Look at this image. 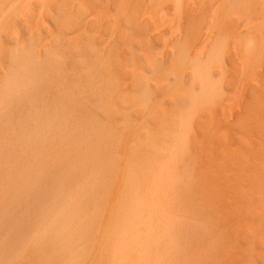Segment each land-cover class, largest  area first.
Returning <instances> with one entry per match:
<instances>
[{
	"label": "rangeland",
	"instance_id": "374dc122",
	"mask_svg": "<svg viewBox=\"0 0 264 264\" xmlns=\"http://www.w3.org/2000/svg\"><path fill=\"white\" fill-rule=\"evenodd\" d=\"M24 48L43 66L34 69L55 65L45 75L37 71L38 79L31 76L23 87L29 94L20 90L26 99L17 94L21 102L1 96L8 103L0 101V222L9 224H0V264H264V0H0L1 88L12 74L11 56L21 59ZM49 55L54 61L46 65ZM36 84L40 95L32 94ZM29 112L39 123L58 114L68 123L59 117L55 123L76 137L18 149V126L37 118ZM34 122L33 130L25 125L22 132L34 131ZM79 136H89L91 144L83 143L93 153L77 151ZM75 157L92 161L83 165ZM66 159L78 160L73 163L81 171L69 175ZM81 168L84 176L93 171L100 187L89 200L82 198L87 226L61 246V255L50 241L36 248L32 234L42 213L61 181L67 188V181L78 182ZM167 225L174 230L171 239L145 240L170 231ZM162 247L168 250L164 258Z\"/></svg>",
	"mask_w": 264,
	"mask_h": 264
},
{
	"label": "bare ground",
	"instance_id": "6f19581e",
	"mask_svg": "<svg viewBox=\"0 0 264 264\" xmlns=\"http://www.w3.org/2000/svg\"><path fill=\"white\" fill-rule=\"evenodd\" d=\"M21 6V5H20ZM29 46V45H28ZM28 46H25V47H28ZM30 47V46H29ZM25 49V48H24ZM27 49H25V51H26ZM32 50V49H31ZM21 51V50H20ZM20 51H19V53H20ZM28 52H25L26 54L25 55H23L22 54V52H21V54H20V58L21 59H19L17 56L16 57H14V55L13 56H11V62H12V74L11 75H6V77L7 78H5L4 80H5V82H3L2 81V83H4V87H0L1 88V91H2V89H6L5 91H8V93L6 92L5 94H7V96L3 93V92H5V91H3L2 93H0V94H4V95H0V98L2 99H0V101H2V104H4V101L6 100L7 101V99H8V101L11 99V100H13L14 99V97L13 96H16V100L15 101H20L21 102V100L20 99H17L18 97H17V94H19V92H20V95L23 93H21V91L20 90H22V91H24L25 92V89H27L28 90V87L27 88H23L24 86L26 87V86H28L31 82H33L32 81V79H33V77H31V76H34V75H37L36 77H35V79H38V74L40 73H38L37 71H43L46 67H44V69L43 70H41L42 68H40L39 69V67H41L40 66V64H39V60H35L36 61V64H37V61H38V64H39V67H36V68H38L39 70H36V69H34L35 68V66H38V64L37 65H35L32 61H34V59H35V57H33L34 59L32 60V57H31V55L33 54V51H32V53H29L30 51H29V48H28V50H27ZM11 52H14V51H11ZM18 52V51H17ZM24 52V51H23ZM11 54H13V53H11ZM17 54V53H16ZM15 54V55H16ZM8 54H6V56H7ZM9 55H8V57H10ZM35 56V55H34ZM53 56V55H52ZM51 55H49V56H47L46 58L48 59H45L44 61L46 62V63H48L49 62V60H50V62H51V57H52ZM7 58V57H6ZM54 59L56 58L55 56L53 57ZM184 58V57H183ZM10 59H8V60H10ZM7 60V59H6ZM47 60V61H46ZM56 60V59H55ZM42 62H44L43 60H41ZM54 60H52V62H53ZM4 62V61H3ZM8 62V61H7ZM42 62H40L41 64H42ZM45 62H44V66H45ZM49 62V64H46V65H50L51 63ZM63 62H65L64 60H63ZM102 62V61H101ZM9 63H10V61H9ZM54 63H55V61H54ZM54 63H52V66H54L55 64ZM34 64V65H33ZM96 64V63H95ZM10 65V64H9ZM33 65V66H32ZM51 65L50 66H47V67H52ZM84 66V65H83ZM6 67V65L4 66V68ZM43 67V66H42ZM9 68V67H8ZM8 68H7V70H8ZM49 68H47V69H49ZM53 68V67H52ZM6 69V68H5ZM47 69H45L46 71H47ZM35 70H36V73H35ZM45 70L43 71V75H45ZM51 71V70H50ZM63 71H64V69H63ZM9 72V71H8ZM54 72V71H53ZM5 74H6V72H5ZM41 75H42V73H41ZM40 75V76H41ZM42 75V76H43ZM52 75V74H51ZM39 76V78H43V77H40ZM62 77V76H61ZM44 78H46V80L48 81V79H47V76L45 77L44 76ZM42 81H43V79H41ZM58 80V79H57ZM40 81V80H39ZM45 81V80H44ZM43 81V82H44ZM36 82H38V80H36ZM61 82V81H60ZM39 83V82H38ZM40 83H41V81H40ZM45 83V82H44ZM90 83V82H89ZM32 84H34V83H32ZM62 84V83H61ZM47 85V84H46ZM30 86V85H29ZM33 86H35V85H33ZM33 86H31V88H33ZM39 87V85H37L36 84V86L35 87ZM41 86V85H40ZM35 87H34V89H35ZM38 87L34 90V92L32 93L33 95H34V93H36L37 91V89H38ZM42 87H43V84H42ZM85 87V86H84ZM31 88H30V92H32L33 91V89L31 90ZM42 89V88H41ZM64 90V89H63ZM71 90V89H70ZM75 90V89H74ZM79 91V90H78ZM25 93H27V94H29V92H25ZM25 93H23L25 96L27 95V94H25ZM53 93H55V92H53ZM76 93V92H75ZM9 94V95H8ZM37 94H39L38 92H37ZM73 94V93H72ZM10 95H12V97H10ZM32 95V96H33ZM36 95V94H35ZM40 95V94H39ZM46 95V94H45ZM54 95V94H53ZM57 95V94H56ZM60 95V94H59ZM1 96H4L5 97V100L3 101V99H4V97L2 98ZM25 96H23V95H21V97H23V99H26V98H24ZM52 96V95H51ZM67 96V95H66ZM28 97H29V95H28ZM34 97V96H33ZM37 97V96H36ZM40 97V96H39ZM38 97V98H39ZM53 97H55V96H53ZM20 98V97H19ZM44 98V97H43ZM48 98V97H47ZM52 98V97H51ZM68 98V97H67ZM81 98V97H80ZM50 99V98H49ZM59 99V98H58ZM83 99H84V97H83ZM10 100V104H11V101ZM34 100V101H33ZM35 100H36V98L34 97V99H32L31 98V101L32 102H35ZM40 100V99H39ZM50 100H53V99H50ZM54 100H55V98H54ZM62 100V99H61ZM63 100H65V99H63ZM100 100V99H99ZM6 101H5V103H6ZM38 101V100H37ZM42 101V100H41ZM56 101V100H55ZM71 101V100H70ZM74 101V100H73ZM101 101V100H100ZM32 102H30L29 101V103H32ZM47 102H48V100H47ZM51 102H53V101H51ZM65 102H68V101H64V102H62L61 101V103H64V105L66 106V104H65ZM97 102V101H96ZM102 102V101H101ZM8 103V102H7ZM6 103V104H7ZM26 103V102H25ZM28 103V104H29ZM38 102H36V105H34V107L36 106V107H38V104H37ZM60 103V104H61ZM72 103V102H71ZM76 103H77V101H76ZM33 104V103H32ZM45 104H46V102H45ZM49 104H51V103H49ZM54 104V103H53ZM75 104V103H74ZM81 104V103H80ZM20 105H22V104H20ZM84 105V104H83ZM9 104H8V108H9ZM23 106H25V109H26V106L27 105H23ZM29 106V105H28ZM41 106V105H40ZM38 107L37 109L39 110H41V108L42 107ZM54 106V105H53ZM53 106H50V107H53ZM59 106V105H58ZM62 106H63V104H62ZM61 106V107H62ZM72 106V105H71ZM81 106V105H80ZM3 107H6V106H3ZM34 107L33 108H31V106L29 107V108H31V110H33V112H34ZM36 107H35V109H36ZM45 108H47L48 109V107L45 105L44 106ZM60 107V108H61ZM7 107H6V109H8ZM60 108H59V110H60ZM72 108V107H71ZM78 108V107H77ZM6 109H5V112H6ZM11 109H13V108H11ZM17 109V108H16ZM25 109L23 110L24 111V114H25ZM44 110V108L42 109V110H44L45 112H50L51 111V109L49 110ZM56 109V108H55ZM53 110L52 112H54L55 111V113L56 112H58L60 115H63L62 113H60L59 112V110ZM26 110H28V109H26ZM38 110H35L36 112L38 111ZM63 110V109H62ZM70 110V109H69ZM4 111V110H3ZM66 111V110H65ZM76 111V110H75ZM79 111H80V109H79ZM4 112V113H5ZM18 112V111H17ZM45 112H41V111H39V112H37V113H39V114H41V113H45ZM67 112H69V111H67ZM3 113V112H2ZM13 113V112H12ZM29 113H31L32 115H34V116H32L31 114H29V115H31V116H29V118L30 117H35V115L37 116V114H34V113H32V112H29ZM76 113V112H75ZM77 113H78V111H77ZM76 113V114H77ZM92 113H94V112H92ZM96 113V112H95ZM50 114H51V112H50ZM53 115H50L49 116V118L47 117L46 118V120L45 121H43L42 123H39V121H38V116H37V118L35 119V118H31L32 120H34V121H32L31 119L28 121L29 123L31 122L32 124L31 125H33V122L34 123H36V121H38V123H36V125L38 124V126H36L35 124V126H33V127H36V128H34L35 130L34 131H32V132H30L29 130H33V128L31 129V127L29 126V125H27V124H29L27 121V123L25 124V121L24 122H22V124L24 123L25 125H27V126H29V130L27 131V132H22V131H24L25 130V128H24V126L25 125H20L21 124V122H19V125L20 126H22L21 128H20V126H18L19 128L18 129H22L21 130V133H15L16 134V138H15V140H16V142H18V149H26V148H28L29 146H34V145H36L38 142L37 141H39V142H41L42 144L41 145H44L43 147H48V145L47 146H45L46 145V142L47 143H49V141H50V145H51V147L53 146V144L55 143V140L53 141V139L52 138H55V137H57V138H66V137H68V128L67 129H64V127H65V125H63L62 123H61V126L59 125H57L56 123H58L59 121H62L63 122V118H67V115H66V113H65V117H64V115H63V118H61L60 116H58L59 117V120H58V117H57V115L58 114H56L55 116H54V113H52ZM68 114V113H67ZM69 114H70V112H69ZM68 114V115H69ZM43 115H45V114H43ZM70 115H72V114H70ZM86 115H90V114H88V112H87V114ZM8 116V115H7ZM13 116V115H12ZM22 116H24V115H22ZM47 116V115H46ZM46 116H41V117H46ZM72 116H74V114L72 115ZM72 116H70V117H72ZM97 116V115H96ZM11 117V116H10ZM40 117V116H39ZM41 117L39 118V119H41ZM57 117V118H56ZM69 117V116H68ZM69 117V118H70ZM83 117V116H82ZM20 118H22L21 116H20ZM28 118V119H29ZM63 119V120H61V119ZM74 118V117H73ZM77 118V117H76ZM85 118V117H84ZM99 118V117H98ZM101 118V117H100ZM18 119H19V117L17 118V121H18ZM23 119V118H22ZM48 119V120H47ZM58 120V122L56 121V120ZM68 119V118H67ZM67 119H65V120H67ZM79 119H81V118H79ZM90 119V118H89ZM6 120V119H5ZM21 120V119H20ZM19 120V121H20ZM25 120V119H24ZM64 120V121H65ZM82 120V119H81ZM84 120V119H83ZM82 120V121H83ZM97 120V119H96ZM67 121H69L70 123H73L74 121L72 120V122L68 119ZM78 121V120H77ZM104 121V120H103ZM5 122V121H4ZM41 122V121H40ZM56 122V123H55ZM79 122V121H78ZM88 122V121H87ZM52 123H54V125L52 124ZM60 123V122H59ZM63 123H65V124H67L66 123V121L65 122H63ZM82 123V122H81ZM9 124V123H8ZM15 124V123H14ZM18 124V123H17ZM57 126H56V125ZM90 124V123H89ZM100 124V123H99ZM3 126V125H2ZM26 126V127H27ZM64 126V127H63ZM62 127V128H61ZM2 128V127H1ZM15 128H16V126H15ZM28 128V127H27ZM80 128V127H79ZM82 128V127H81ZM80 128V129H81ZM2 129H4V128H2ZM7 129V128H6ZM80 129H78L77 128V130H79L80 131ZM9 130V129H8ZM17 129H15V131H16ZM70 130V129H69ZM77 130H76V132H77ZM1 131V130H0ZM18 132H19V130H17ZM26 131V130H25ZM72 131H73V129L71 128V130L69 131V132H71L72 133ZM75 131V130H74ZM82 131V130H81ZM104 131V130H103ZM28 132H30V133H28ZM97 132V131H96ZM9 133V132H8ZM12 133H14V132H12ZM71 133L69 134V135H71ZM99 132H97V137L96 136H94V137H96V139L97 138H99V136L98 135H100V134H98ZM74 134V132L72 133V135L71 136H73V138H74V136L75 135H73ZM75 134H78V133H75ZM96 134V133H95ZM68 137L69 139H71L72 137ZM81 136V135H80ZM79 136V137H80ZM76 137V136H75ZM85 137V136H84ZM91 137V136H90ZM101 137L102 136H100V139H101ZM9 138V137H8ZM12 138H14V136L12 137ZM11 138V139H12ZM57 138H55V139H57ZM68 138H66V139H68ZM77 138H78V135H77ZM77 138H76V140H77ZM83 138V137H82ZM87 138V139H86ZM86 138H83V139H81V137H80V139L82 140L81 142H82V145L80 144V139H78L76 142H78V144H77V146H79L80 145V149L79 150H77V149H74V152H75V150H77L78 152L81 150V148L83 147V149L85 150V151H82V152H84V154H85V152L87 151L88 152V150H90V152L91 151H93V150H91V149H88L87 147H86V145H84V144H86L87 143V140L89 139V136H86ZM5 139V138H4ZM11 139H10V141H11ZM60 139L59 140H57V141H59V143H60ZM65 139V140H66ZM85 139V140H84ZM96 139H94V140H96ZM83 140L84 141H86V143L84 142L83 143ZM97 140H99V139H97ZM56 141V142H57ZM62 141V140H61ZM37 142V143H36ZM54 142V143H53ZM64 142V139H63V141L61 142V143H63ZM65 142H70V141H65ZM64 142V143H65ZM71 142H72V140H71ZM70 142V143H71ZM73 142H75V139H74V141ZM91 142V141H90ZM89 141H88V143H90ZM0 143H1V141H0ZM51 143H53V144H51ZM58 143V142H57ZM87 143V144H88ZM11 144V143H10ZM40 144V143H39ZM38 144V145H39ZM69 144V143H68ZM74 145H76L75 143H73ZM91 144V143H90ZM55 145V144H54ZM70 145V144H69ZM85 146V148H87V150L84 148V146ZM12 146L13 147H15V144H12ZM40 146V145H39ZM56 146H58V145H56ZM9 147H11L10 145H9ZM35 147V146H34ZM36 147H37V145H36ZM116 147V146H115ZM32 147H30V149H31ZM74 148H76V146H74ZM91 148H92V145H91ZM102 148V147H101ZM2 149V148H1ZM73 149V148H72ZM27 150V149H26ZM29 150V149H28ZM37 151V150H36ZM56 151V150H55ZM76 151V152H77ZM3 152V151H2ZM13 152V151H12ZM21 152V151H20ZM82 152H81V154L80 155H78L79 153H77V157H81V155H82ZM90 152H89V154H90ZM7 153H9L10 154V152H7ZM23 153V152H22ZM47 153V152H46ZM91 153H93V152H91ZM0 154H2V153H0ZM19 154V153H18ZM48 154V153H47ZM83 154V155H84ZM88 154V157L91 155H89ZM7 155V154H6ZM42 155V154H41ZM93 155V154H92ZM21 156H23V155H21ZM45 156V155H44ZM85 156H87V153L85 154ZM5 157V156H4ZM59 157V156H58ZM77 157H75V158H77ZM83 157V156H82ZM87 157V158H88ZM104 157V156H103ZM48 158V157H47ZM69 158V157H68ZM67 158V159H68ZM90 158V157H89ZM88 158V159H89ZM24 159V158H23ZM22 159V160H23ZM28 159V158H27ZM61 159V158H60ZM66 159V160H67ZM70 159V158H69ZM77 159H79V158H77ZM85 159V157L84 158H81V159H79V161L81 162V164L83 163V160ZM51 160V159H50ZM71 160V159H70ZM69 160V161H70ZM82 160V161H81ZM89 160H91V159H89ZM110 160V159H109ZM59 161V160H58ZM73 162H75L76 163V161H78V160H76L75 159V161L74 160H72ZM92 161V160H91ZM91 161H89V162H91ZM17 162V161H16ZM29 162V161H28ZM34 162V161H33ZM59 162H61V161H59ZM67 162H68V160H67ZM71 163V162H68V163H66V164H68L69 166H70V164H72L71 166H73V167H69L68 168V170L66 171V172H70V170L71 171H74V173H76L77 172V170H80V169H78L77 167H79V166H82V165H76L75 163ZM80 162H77L78 164L80 163ZM86 162H88V160H86ZM86 162H84V163H86ZM89 162H88V165H89ZM5 163V162H4ZM56 163H57V161H56ZM55 163V164H56ZM84 163H83V165H84ZM24 164H26L25 162H24ZM33 164V163H32ZM59 163H57V165H58ZM65 164V163H64ZM95 163H93V165H94ZM6 165V164H5ZM17 165V164H16ZM20 165V164H19ZM19 165H18V168L17 169H19ZM60 165V164H59ZM58 165V166H59ZM62 165V164H61ZM60 165V166H61ZM67 165V166H68ZM87 164H86V166H88ZM91 165H92V163H91ZM90 165V166H91ZM92 165V169L91 170H93V171H96V170H94V168L96 167L95 165V167ZM3 166V165H2ZM43 166V165H42ZM59 166V167H60ZM64 167L66 166V165H63ZM67 166L65 167V170L67 169ZM75 166H77V167H75ZM86 166H84V168L86 169ZM113 166V165H112ZM7 167V166H6ZM75 167V169L76 170H73V168ZM62 168V167H61ZM80 168V167H79ZM87 168H91V167H87ZM98 168L100 169V167H97V170H98ZM8 169V168H7ZM30 169V168H29ZM47 169H48V167H47ZM62 169H64V168H62ZM82 170H83V168H81ZM84 169V170H85ZM28 170V169H27ZM51 170V169H50ZM61 170V169H60ZM84 170L82 171L83 173H81L82 175L84 174ZM90 170V169H89ZM165 170V169H164ZM19 171V170H18ZM40 171V170H39ZM76 171V172H75ZM81 171V170H80ZM88 171V170H87ZM92 171V173H90V174H88V173H85L86 174V176H82V175H80V177L81 178H79V176H76L77 178H79V180H81L80 182H79V180H75L74 178V181H78L77 183L75 182L74 183V185L72 184V183H70V184H68V181H67V185L66 186H68V185H70V186H68V188L67 187H63L64 185L62 184V183H64V181L62 182L61 181V184H60V188L59 189H56V190H58L57 192H56V194L54 195V197L53 198H51V200L53 199V201H52V206H51V208L49 209V210H47V213H46V211L45 212H40V213H42V220H41V223H40V226H38V227H36L35 228V226H34V234H32V236H34V238H32L33 239V241H34V245H35V247L36 248H41V246L43 247V245L44 244H49V241L51 242V244H58V245H56V247H54L53 248V250H54V252L56 253H59V255H61V250H63L64 248H62L61 246H64L65 245V242H66V244H68L69 243V241H71L70 239H71V237L72 236H75L77 233H75V232H78V234H79V230L81 229V226H82V228L84 229L86 226H87V223H88V221H89V214H87L85 211L83 212V210L81 209L82 207H85V206H83V205H81L83 202V197H85V199H90V197L93 195V193H97L98 192V190H100L99 188L100 187H98L99 186V183H98V178H96L95 176H94V172ZM185 171V170H184ZM0 172H3V170L2 171H0ZM14 172V171H13ZM41 172V171H40ZM44 172V171H43ZM62 172V171H61ZM69 172H68V174H69ZM88 172H91V171H88ZM104 172V171H103ZM8 173V172H7ZM73 173V174H74ZM189 173V172H188ZM1 174V173H0ZM5 174V173H4ZM12 174V173H11ZM41 174V173H40ZM39 174V175H40ZM49 174H50V171H49ZM52 174V173H51ZM88 174V175H87ZM182 174V173H181ZM186 174V173H185ZM56 175H57V172H56ZM65 175H67V174H65V172H64V174L62 175V177H64ZM70 175V174H69ZM69 175H67V177L69 176ZM101 175V174H100ZM160 175V174H159ZM11 176V175H10ZM21 176V175H20ZM50 176V175H49ZM48 176V177H49ZM55 176V175H54ZM17 177V176H16ZM67 177H66V179H67ZM99 177V176H98ZM1 178H3V177H1ZM0 178V179H1ZM9 178V177H8ZM19 178V177H18ZM56 178V177H55ZM69 178L71 179L72 178V176L70 177L69 176ZM4 179V178H3ZM63 179H65V178H63ZM62 179V180H63ZM155 179V178H154ZM8 180V179H7ZM11 180V179H10ZM17 180V179H16ZM15 180V181H16ZM20 180V179H19ZM41 180H42V178H41ZM45 180V179H44ZM60 180V179H59ZM186 180V179H185ZM6 181V180H5ZM22 181V180H21ZM182 181V180H181ZM186 181H188V180H186ZM3 182V181H2ZM7 182H9V180L7 181ZM7 182H6V184H7ZM18 182V181H17ZM25 182V181H24ZM57 182V181H56ZM72 182V181H71ZM12 183H14V182H12ZM104 183V182H103ZM30 184V183H29ZM28 184V185H29ZM72 184V185H71ZM183 184V183H182ZM0 185H2V184H0ZM7 185H9V184H7ZM19 184L17 183V186H18ZM46 185V184H45ZM63 185V186H62ZM186 185V184H185ZM49 186V185H48ZM6 187V186H5ZM47 187V186H46ZM53 187H54V185H53ZM16 188V187H15ZM35 188V187H34ZM49 187H47V189H48ZM184 188V187H183ZM32 189V188H31ZM37 189H39V188H37ZM165 189V188H164ZM5 190V189H4ZM13 190V189H12ZM16 190V189H15ZM22 190V189H21ZM50 190H51V188H50ZM106 190V189H105ZM167 190V189H166ZM189 190V189H188ZM8 191H9V188H8ZM35 191V190H34ZM40 191V190H39ZM25 192V191H24ZM32 192H33V190H32ZM50 192V191H49ZM55 192V191H54ZM100 192V191H99ZM12 193V192H11ZM18 193V192H17ZM20 193V192H19ZM23 193V192H22ZM26 193V192H25ZM36 193V192H35ZM101 193V192H100ZM99 193V194H100ZM8 194V193H7ZM16 194V193H15ZM27 194V193H26ZM37 194H39V192L37 191ZM53 194V193H52ZM2 195V194H1ZM28 195V194H27ZM31 195H33L32 193H31ZM30 195V196H31ZM45 195V194H44ZM101 195V194H100ZM153 195V194H152ZM16 196V195H15ZM34 196V195H33ZM37 196V195H36ZM51 196V195H50ZM101 196H103V194L101 195ZM3 197V196H2ZM32 197V196H31ZM42 197V199H43V201H44V199L45 198H43V196H41ZM46 197V196H45ZM93 197V196H92ZM17 198H18V196H17ZM83 198V199H82ZM2 199V198H1ZM0 199V200H1ZM4 199V198H3ZM15 199V198H14ZM20 199V201L18 202V204L20 203V202H23V201H21V199H23V195H22V198H19ZM29 199H31V198H29ZM32 199H36V198H32ZM41 199V200H42ZM88 199V200H89ZM17 200V199H16ZM26 200V199H25ZM88 200H87V203H88ZM177 200V199H176ZM12 201V200H11ZM35 201V200H34ZM37 201V200H36ZM40 201V200H39ZM39 201H37L38 203H39ZM46 201V200H45ZM48 201V200H47ZM47 201H46V203H47ZM9 202V201H8ZM36 202V203H37ZM42 202V201H41ZM48 202H50V201H48ZM158 202V201H157ZM12 203H14V202H12ZM30 203V202H29ZM32 203V202H31ZM36 203H34V204H36ZM43 203V202H42ZM80 203V204H79ZM86 202L84 201V205H86L85 204ZM5 204V203H4ZM17 204V203H16ZM1 205H2V203H1ZM19 205H21V204H19ZM29 205V204H28ZM33 205V204H32ZM38 205V204H37ZM48 205H50V204H48ZM4 206V205H3ZM2 206V207H3ZM11 206V205H10ZM17 206V205H16ZM26 206V205H25ZM29 206H31V205H29ZM43 206V205H42ZM21 207V206H20ZM24 207V206H23ZM37 207V206H36ZM33 208H34V206H33ZM40 208V207H39ZM41 208H43L44 209V206L43 207H41ZM5 209V208H4ZM3 208H2V211L4 210ZM10 209V208H9ZM8 209V210H9ZM11 209H12V207H11ZM14 209V208H13ZM20 208H18V210H19ZM22 209V208H21ZM24 209V208H23ZM26 209V208H25ZM32 209V207L30 208V210ZM45 209H47V207L45 208ZM85 209V208H84ZM34 210V209H33ZM1 211V210H0ZM15 211V210H14ZM20 211V210H19ZM28 211V210H27ZM40 211V210H39ZM51 211V212H50ZM135 211H137V209H135ZM5 212H7V209L5 210ZM10 212V211H9ZM21 212V211H20ZM19 212V213H20ZM29 212V211H28ZM31 212V211H30ZM13 214L15 213V212H12ZM18 213V212H17ZM36 213V212H35ZM40 213H39V215H40ZM82 213V214H81ZM1 214V213H0ZM12 214V215H13ZM22 214V213H21ZM31 214V213H30ZM32 214H33V212H32ZM15 215V214H14ZM28 215H29V213H28ZM3 216H4V214H3ZM6 216H8V218H10L9 217V213L8 214H6ZM22 216V215H21ZM31 216V215H30ZM29 216V217H30ZM41 216V215H40ZM134 217L136 218V219H138V221H137V223H136V225L137 226H139L140 224L142 225L143 224V221H142V219H141V217H140V215L138 214V213H135L134 214ZM168 217V216H167ZM7 218V217H6ZM5 218V219H6ZM15 218V216H13V218H12V220ZM33 218V217H32ZM37 218V217H36ZM76 218V222H75V224H73V220ZM25 219V218H24ZM146 219V218H145ZM2 220H3V218H2ZM11 220V219H10ZM34 220V219H33ZM36 220H38V219H36ZM170 220V219H169ZM8 223H6L5 222V220H3V221H1V222H5L4 223V225L2 226V227H4L6 224H9V221L8 220H6ZM17 221H19V220H17ZM75 221V220H74ZM147 221V220H146ZM0 222V224H2ZM21 222H22V220H21ZM28 222V221H27ZM31 222H33L32 221V219H31ZM13 223V222H12ZM14 223H15V221H14ZM164 223V222H163ZM33 224H35V223H33ZM37 224V223H36ZM166 224H169L168 222L166 223ZM200 224V223H199ZM26 225V224H25ZM29 225H31V224H29ZM196 225V224H195ZM1 226V225H0ZM24 226V225H23ZM37 226V225H36ZM192 226V225H191ZM1 227V228H2ZM27 227V226H26ZM32 227V229H33V226H31ZM166 227V226H165ZM169 227V228H168ZM6 228H7V226H6ZM12 228V227H11ZM21 228H22V226H21ZM25 228V227H24ZM172 229H174L173 227H171ZM20 229V228H19ZM26 229V228H25ZM31 229V230H32ZM126 229H128V228H126ZM126 229H124L123 231H124V233L127 235V236H130V237H135V238H137L138 236H137V234L136 235H134V234H132V233H130V231L129 230H126ZM145 229V228H144ZM151 229V228H150ZM160 229V228H159ZM167 229H169L170 231H158L159 233H158V235H154V237H151V235H148L147 237H145V240L148 242V243H157V242H160L157 238V236H159V237H162V235L163 236H167V238H170L171 239V236H172V233H174V230H171L170 229V226L169 225H167ZM2 230H4V228L2 229ZM1 230V232H3ZM29 230V229H28ZM5 231V230H4ZM16 231V230H15ZM23 231H25V230H23ZM26 231H27V229H26ZM10 232V231H9ZM14 232V231H13ZM19 232V231H18ZM28 232V231H27ZM30 232V231H29ZM149 232V231H148ZM5 233V232H4ZM15 233V232H14ZM17 233V232H16ZM32 233V232H31ZM178 233V232H177ZM186 233V232H185ZM20 234H21V232H20ZM25 234V233H24ZM27 234V233H26ZM122 235H123V233H121ZM18 235H19V233H18ZM3 236V235H2ZM4 236H5V234H4ZM27 236V235H26ZM26 236H24V238L26 237ZM184 236H187L186 234L184 235ZM8 237V236H7ZM14 237V236H13ZM15 237H17V235H15ZM22 236H20V238H21ZM29 237V236H28ZM212 237V236H211ZM9 238V237H8ZM11 238V237H10ZM19 238V239H20ZM213 238V237H212ZM4 239V238H3ZM13 239V238H12ZM22 240H23V237L21 238ZM21 239L19 240V241H21ZM185 239V238H184ZM7 240V239H6ZM26 240V239H25ZM174 240V239H173ZM10 241H12V240H10ZM15 241V240H14ZM16 241H17V239H16ZM16 241H15V243H16ZM18 241V242H19ZM27 241V240H26ZM212 241V240H211ZM13 242V241H12ZM11 242V243H12ZM17 242V243H18ZM32 242V241H31ZM22 243H24V241H22ZM28 243V242H27ZM26 243V244H27ZM21 244V243H20ZM169 244V243H168ZM210 244V243H209ZM5 245H6V242H5ZM7 245H10V243L9 244H7ZM22 245H24V244H22ZM92 245H93V243H92ZM215 245V244H214ZM20 246V245H19ZM9 247V246H8ZM157 247V246H156ZM12 248H14L13 247V244H12ZM21 248V247H20ZM25 248V247H24ZM4 249H5V247H4ZM9 249V248H8ZM18 249V248H17ZM180 249V248H179ZM6 250V249H5ZM156 250V249H155ZM9 251V250H8ZM11 251H12V249H11ZM13 251H15L16 252V249L14 250L13 249ZM177 251H178V249H177ZM6 252V251H5ZM21 252H22V250H21ZM41 249H39L38 250V254H41ZM159 254H160V256L162 257V258H164L165 256H166V254L168 253V250H167V248H165V247H162V248H160L159 249ZM8 253V252H7ZM11 253V252H10ZM9 253V254H10ZM4 255V254H3ZM8 255V254H7ZM168 255V254H167ZM5 256V255H4ZM9 257H10V255H8ZM20 256V255H19ZM1 257V256H0ZM3 257V256H2ZM8 257V258H9ZM6 258V257H5ZM11 258V257H10ZM167 260V259H166Z\"/></svg>",
	"mask_w": 264,
	"mask_h": 264
}]
</instances>
